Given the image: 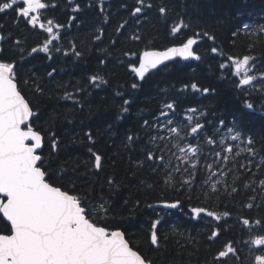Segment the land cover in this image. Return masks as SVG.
<instances>
[{
	"label": "trees",
	"instance_id": "1",
	"mask_svg": "<svg viewBox=\"0 0 264 264\" xmlns=\"http://www.w3.org/2000/svg\"><path fill=\"white\" fill-rule=\"evenodd\" d=\"M47 3L42 22L52 19L63 26L59 40L50 45L51 59L41 51L31 52L33 47L43 45L47 33L32 28L25 19H18L14 10H8L0 13V35L6 38L0 40V61L15 63L18 88L36 113L30 123L43 137L40 154L45 158L49 182L70 194L87 195L90 200L102 194L110 206L103 226L121 230L130 246L152 264H254V252L261 250L252 246L250 252L249 241L255 235H264V186L260 183L264 180V94L251 91L246 96L249 90H238L231 70H222L220 64L230 63L228 56L250 55L256 57L255 72L264 73V32L259 31L264 28V0H145L152 7L136 18L130 15L135 0ZM77 4L79 11L74 12ZM161 6L168 9L164 18L159 12ZM181 19L188 27L173 36L170 27ZM122 23L125 27L118 33ZM133 33H139L141 40H132ZM189 37L197 38L194 51L199 60L176 58L149 71L143 80L130 71V64H138V56H125V52L165 49ZM73 46L79 57L73 54ZM56 47L61 51L56 52ZM213 47L218 53L211 52ZM93 75L103 77L106 83L98 87L91 84ZM134 83L136 89L132 88ZM193 83L201 91H194ZM257 85L264 86V81ZM37 86L42 91L38 92ZM203 88L210 91L205 94ZM65 92L72 93L79 103L64 99ZM246 99L255 105V112L246 108ZM124 100L130 104L124 106ZM168 102L175 103L173 119L181 125L186 109L197 108L194 118L205 125L206 131L197 138L188 135V127L181 126L179 136L168 132L167 127L153 129L154 118ZM123 107L128 108L126 113H122ZM221 119L225 125L237 122L243 133L241 140L227 138L225 129V142L220 144L214 126ZM145 120L149 121L147 127ZM86 132L91 133L92 141ZM130 135L133 141L127 139ZM152 136L165 139L153 144ZM249 136L255 155L240 151L249 146ZM213 137L215 143L207 144ZM52 139L59 144L55 152ZM189 142L200 151L185 161L179 147L187 148ZM230 146L233 151L225 152ZM149 151L155 157L162 156L163 161L148 160ZM92 152L101 156L100 169L95 168ZM224 156L229 159L225 161ZM109 179L113 181L111 186ZM185 180L190 183L185 184ZM176 201L180 202L177 208L164 207ZM193 207L214 212L219 219L206 212L193 216ZM157 219L159 245L153 246L151 223ZM243 219L249 220V226L243 225ZM258 220L261 225L256 224ZM4 227L10 225L0 216V228ZM213 231L218 236L209 239ZM229 243L235 254L216 260Z\"/></svg>",
	"mask_w": 264,
	"mask_h": 264
},
{
	"label": "snow or ice",
	"instance_id": "2",
	"mask_svg": "<svg viewBox=\"0 0 264 264\" xmlns=\"http://www.w3.org/2000/svg\"><path fill=\"white\" fill-rule=\"evenodd\" d=\"M69 3H73V0H69ZM48 6L47 0H4V2H0V13L14 10L18 19L23 18L32 28L38 27L47 33V39L43 45L39 48L33 47L31 52L41 51L49 54L51 59L50 45L59 40V29L63 26L55 23L52 19H48L46 23L42 22V10ZM151 7L152 5L146 4L145 0H135L130 15L136 18L143 14L145 8ZM72 10L79 11V5L77 4ZM159 12L164 18L168 9L161 6ZM70 19H75V17ZM124 27L125 24L122 23L117 28V32L119 33ZM187 27L188 25L181 19L170 27V32L176 36ZM248 27L249 25H244L245 29ZM259 31L264 32V28ZM199 35V33L196 34V36ZM203 35L214 40V37L209 36L208 33ZM99 38L96 37V39ZM130 38L135 41L141 40L139 33H133ZM4 39L6 38L0 35V40ZM17 43L19 42L17 41ZM197 43L196 37H189L179 45L169 47L164 51L145 50L138 54L125 52L124 55L138 56V66L133 63L129 65V69L135 74V77L143 80L150 70L157 69L159 65L173 58L199 60L200 56L194 51V45ZM55 51L60 52L61 49L56 47ZM72 51L75 56H80V53L75 50V46ZM211 52L216 54L218 49L213 47ZM67 54L66 52L65 55ZM227 60L230 63H221L220 68L231 70L232 76L236 78L235 86L238 90L248 89L249 91L245 92L246 96L251 91L264 94V86L257 85L258 81H264V73L257 74L255 72L256 57L250 55H245L242 58L228 56ZM100 63L103 64L105 61L101 60ZM51 75L52 73H49V76ZM90 83L98 87L105 84L106 81L99 75H93L90 77ZM137 87V84H132L133 89ZM191 87L194 91H201L195 83ZM36 90L42 91L39 86ZM76 91L79 92L81 89L77 88ZM202 91L207 94L210 89L203 88ZM64 99H72L74 103H79L69 92H65ZM123 104L127 106L130 101L124 100ZM245 106L252 112L256 110L255 105L247 99ZM261 107H264V104H261ZM175 108L176 105L173 102L163 104L158 116L154 118L156 123L151 127L157 130L167 127L168 132L177 136H179L181 126L188 127L190 128L188 135L197 138L201 132L206 131L205 125L194 118L198 113L197 108L186 109L183 125L173 119ZM127 111V107L122 108V113ZM35 115L30 103L18 89L15 63L0 61V216L7 222V225H10V227L0 228V264H152L150 260L130 246V242L122 231L109 230L108 227L103 226L109 215L110 206L109 201L102 194L98 198L90 200L87 195L70 194L68 190H63L61 186H55L49 182L51 177L45 169V158L38 154V150L42 149L43 137L39 131L34 130L30 123V119ZM200 115L203 116V113ZM161 117L164 119L161 120ZM121 118L122 115L118 116V119ZM173 124L176 126L169 127ZM22 125H26V127H22ZM148 125L149 121L145 120L144 126ZM225 129L227 138L232 141L241 140L243 133L237 122L233 120L231 125H225V121L221 119L219 125L214 126V136H220L221 145L225 142ZM85 136L89 141L93 140L90 132H86ZM127 139L133 141L135 138L130 135ZM158 139H165V137L152 136L150 142L154 144ZM180 139L183 140L185 137H180ZM206 143L209 145L215 143L214 137L208 138ZM253 143V139L249 136L247 139L249 146L241 148L240 151H247L255 155L256 151L251 147ZM173 146L177 147L178 145ZM58 147V141L52 139V151H57ZM89 151L92 150L89 149ZM179 151L184 154L183 160L186 161L190 157L196 156L200 148L189 142L187 148L179 147ZM224 151L232 152L233 148L230 146ZM92 155L95 157V168L100 169L101 156L95 152H92ZM215 155L220 157L219 152H216ZM147 159L163 161L162 156L155 157L151 151L148 152ZM223 159L227 161L229 157L224 156ZM248 163L251 164V161ZM261 163L264 164V158L261 159ZM192 167L195 168L196 165L193 164ZM208 167L211 168V165ZM241 167H245V165H241ZM60 171L63 172L64 169L61 168ZM175 171L179 172L180 169L176 168ZM169 182L170 178L165 179L166 184ZM108 183L111 186L113 181L109 179ZM184 183L188 184L190 181L185 180ZM260 183L264 186V180H261ZM212 191H216V184L212 185ZM232 191L235 192L236 189L233 188ZM178 206H180L179 201L164 204L165 208L171 209ZM248 207H252V205L249 204ZM205 212L208 216L219 219L214 212L204 208H191L193 216ZM159 223V219L151 223L150 241L153 246L159 245L157 232ZM242 223L245 226L250 224L248 219H243ZM261 223L259 220L256 221L257 225H261ZM217 236L218 233L213 231L209 239ZM249 246L250 252L252 246L261 250L260 254L254 256V264H264V235L253 236L249 241ZM235 251V248L229 243L224 250L219 251L215 259L226 258L229 254H235Z\"/></svg>",
	"mask_w": 264,
	"mask_h": 264
},
{
	"label": "water",
	"instance_id": "3",
	"mask_svg": "<svg viewBox=\"0 0 264 264\" xmlns=\"http://www.w3.org/2000/svg\"><path fill=\"white\" fill-rule=\"evenodd\" d=\"M172 47V46H171ZM169 48V47H168ZM167 48H165V49H150V50H155V51H164V50H166ZM176 58H180V57H176ZM176 58H173L172 60H174V59H176ZM172 60H170V61H165L164 62V64H167V63H169V62H171ZM164 64H162V65H164ZM137 66H138V64H137ZM161 65H159L157 68H159ZM153 70V69H152ZM151 71V70H150ZM19 89V88H18ZM22 94V93H21ZM31 120V119H30ZM22 127H26V125H22ZM29 143H30V141H29ZM42 147H43V144H42ZM42 150V149H41ZM41 150H38V154H40L41 153ZM41 155V154H40ZM116 230H119V229H116ZM121 231V230H120ZM126 238V237H125ZM134 249V248H133ZM135 250V249H134Z\"/></svg>",
	"mask_w": 264,
	"mask_h": 264
},
{
	"label": "flooded vegetation",
	"instance_id": "4",
	"mask_svg": "<svg viewBox=\"0 0 264 264\" xmlns=\"http://www.w3.org/2000/svg\"><path fill=\"white\" fill-rule=\"evenodd\" d=\"M264 113V112H263ZM261 251H255L254 253L257 255V254H260Z\"/></svg>",
	"mask_w": 264,
	"mask_h": 264
},
{
	"label": "bare ground",
	"instance_id": "5",
	"mask_svg": "<svg viewBox=\"0 0 264 264\" xmlns=\"http://www.w3.org/2000/svg\"><path fill=\"white\" fill-rule=\"evenodd\" d=\"M133 47V46H132ZM263 109V108H262ZM208 111V110H207ZM260 115V114H259ZM204 118V117H203Z\"/></svg>",
	"mask_w": 264,
	"mask_h": 264
}]
</instances>
